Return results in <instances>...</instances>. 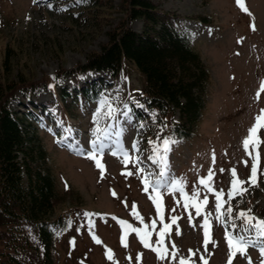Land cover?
<instances>
[{"label": "rangeland", "instance_id": "obj_1", "mask_svg": "<svg viewBox=\"0 0 264 264\" xmlns=\"http://www.w3.org/2000/svg\"><path fill=\"white\" fill-rule=\"evenodd\" d=\"M74 1L0 0L2 82L14 85L19 79H24L46 83L45 88L33 93L40 103L51 100L53 92L56 94L59 90L62 91L63 86L72 89L95 77V73L90 72L73 80L70 75L64 73L86 64L89 56L99 53L102 45L109 41L108 33L119 26L125 14L114 12L111 17L101 21L99 26L83 27L82 18L74 25L70 11H79L73 5ZM124 1L113 2L118 6ZM153 1L160 5L162 11L182 18L178 23V30L182 34L192 35L193 47L210 72L206 110L197 135L184 146H171L168 155L170 169L167 175L161 178V183L167 187L176 180H183L185 191L189 195L195 187L200 191L201 200L207 196L209 203L204 211L212 213L210 236L215 244L209 242L205 251L203 215L197 216L193 207L185 209L179 192L162 191V196H165L164 223H171L172 216L179 218L178 227L173 225L171 236L165 239L169 252H178L177 260H160L155 252L143 246L135 233L129 234L128 247H124L118 220H125L135 227L143 228L131 214L133 206L144 218L145 223L157 221L156 232L163 227L156 207L149 198L151 188L148 193L144 191L142 174L137 170L135 163L130 162L125 166L122 156L111 154L115 150L116 137L112 136V147L107 146L108 141H103L106 147L102 158L98 156L105 166L103 174L95 161L88 158L94 138L92 132L97 127L93 122L94 115L100 108V102L77 108L78 118L64 117L58 105L54 108L56 119L49 118L50 120L46 121L47 126L42 125L41 121L34 122V125L41 127L37 133L48 152V165L56 177L60 194L55 215L66 213L68 218V227L56 240L58 264H113L107 257V249L113 251L118 264H179L180 257H187L195 261V264H203L201 256L207 259L208 264H228L226 231H239L242 221L239 220L238 213L246 212L257 219H264V176L258 175L256 186L244 185L248 191L225 204V211L229 206L233 209L232 217H225V224L215 218V196L199 185L200 178L206 177L210 169L214 170V187L217 191L223 189L224 199L228 200L227 192L232 179L230 170L235 168L242 180H247L251 174V159L245 153L242 141L248 135V129L252 127L255 116L264 108V93H261L259 102L254 99L261 81H264V0H245L251 16L237 6L236 0ZM48 4L52 7H48ZM203 18L209 22H202ZM142 23L134 21L132 28L140 31L143 29ZM253 23L255 31L251 28ZM9 54V65L5 70L4 60ZM57 75L65 76L55 79ZM129 75L132 90L130 98L135 107L140 106L143 110L138 94L142 86L141 79L136 73ZM105 78L109 83L113 82L109 73L105 74ZM123 82L121 74L116 84L109 89V93L102 95V98L106 97L116 109ZM17 95L20 94L17 92ZM22 98V95L19 96V99ZM12 105L24 112L30 109L40 112L38 107L31 104L19 107V102L13 101ZM126 107L131 110L128 102H123L119 107L112 122L115 125L113 131L116 133L121 127L125 129L121 138L124 148L132 154L130 156L133 160L139 156L140 167H144L146 173H151L149 179L153 182L152 178H158L160 170L149 160L153 147L149 141H162L168 136L162 129L152 130L151 136H148L145 124H141L142 127L137 129L136 124L139 122L131 111L130 121L123 114ZM19 117L22 118V115ZM69 128L71 131H66ZM260 136L264 139V129L260 131ZM60 137L67 140L71 138V149L77 150L79 147L83 154L72 152L73 150L63 144L65 141L62 144L57 142ZM135 138L136 142L139 141L140 149L136 153L132 150ZM260 156V168L264 170V144L260 147ZM244 161H248L247 167ZM179 168L186 169L177 174ZM220 169L224 171L220 172ZM126 172H132L133 175H124ZM113 192L116 193L115 196ZM85 213L94 214L90 217L94 224L91 230L89 217L85 216ZM233 220L238 226L235 230L232 227ZM92 233L100 238L101 244L93 240ZM157 239L154 232L152 243ZM72 241L75 242L74 245ZM173 242L176 249L171 247ZM260 243L264 242H258L256 247L248 249L247 254L251 257L252 264H261ZM3 249L0 243V252ZM193 252L196 253L195 256H192ZM138 254H142L139 261ZM232 264H248V260L237 254Z\"/></svg>", "mask_w": 264, "mask_h": 264}, {"label": "trees", "instance_id": "obj_2", "mask_svg": "<svg viewBox=\"0 0 264 264\" xmlns=\"http://www.w3.org/2000/svg\"><path fill=\"white\" fill-rule=\"evenodd\" d=\"M113 1L73 2L79 9L70 11L74 25L82 20L83 27L99 26L114 12L125 16L99 53L66 74L110 72L117 78L120 72L136 73L148 114L138 117L148 126L147 135L162 129L169 138L190 142L206 110L211 80L192 35L179 33L176 25L182 18L162 11L153 0H125L118 6ZM134 21H142L143 29L134 30ZM10 56L4 60L5 70ZM42 86L32 80L19 79L14 85L0 80V264H58L56 240L68 227L66 213L55 215L60 194L32 114L12 105L17 92L27 97ZM79 89L85 99L95 101L109 84L99 77ZM65 110L70 113L72 106L65 104Z\"/></svg>", "mask_w": 264, "mask_h": 264}, {"label": "snow or ice", "instance_id": "obj_3", "mask_svg": "<svg viewBox=\"0 0 264 264\" xmlns=\"http://www.w3.org/2000/svg\"><path fill=\"white\" fill-rule=\"evenodd\" d=\"M83 0H77V3H81ZM237 6L244 11L246 14L251 16V12L247 8L245 4V0H236ZM48 7H52L51 4H48ZM66 11L67 9H62ZM253 31H255V24L251 25ZM261 93H264V81H261L260 88L256 92L254 99L259 102ZM142 107V105H141ZM106 109V111H105ZM118 109L112 107L111 103L105 97L102 101H100V108L94 115V123L97 127L93 130L92 135L93 139L91 141V152L88 153V158L93 159L96 163L97 168L101 170V173L105 171V166L101 162L102 154L106 147V144L103 141H108L107 146L112 147V136H113V128L114 124L108 125L103 129L99 126L101 113L104 115V119H112L115 120L116 115L118 113ZM130 109L125 108L124 115L130 121L131 116L129 115ZM142 127V125H141ZM264 129V108L259 110V113L254 118V123L251 128L248 129V135L243 139L242 146L244 148L245 153L251 159V174L247 180H242L239 178L237 171L235 168L230 170L231 181H230V189L227 192L228 200L224 199L225 192L223 189L217 191L214 187V170H209L208 175L206 177H202L199 180V185L203 186L207 193H212L215 196V212L216 219L221 222V224H225V217H232L233 209L232 207H227L226 211L224 210L225 204H227L230 200L234 199L237 196H243L245 192L248 191L247 187L244 185L256 186L258 181V175L264 176V170L260 168V147L264 144V139L260 136V131ZM66 131H71V129H66ZM125 129L121 127L118 132L115 133L116 139L114 141L115 150L112 151V155H120L123 157V162L125 166L128 163H135L137 166V170L142 174L143 183H144V191L146 193L149 192V188H151V193L149 194V198L152 200L153 204L156 207L157 214L159 216V221L163 225L162 229L156 232L157 221L152 220L150 224L144 222V218L139 214L138 211L135 210V206H133L132 216L135 220L139 221L140 224L143 225V228L135 227L132 224L128 223L125 220H118V223L122 229V243L124 247H128L127 237L131 233H135L137 238L143 244L145 248L150 249L151 251L157 254V257L160 260L171 259L172 261H176L178 258V252L172 251L169 252L168 246L165 244L166 237H170L172 234V226L177 225L178 217L172 216L171 223H164V206H163V198L161 194V189L165 188V185L160 181H156L155 183L151 182L149 177L151 175L150 172L146 173V169L144 167H140L141 160L139 156L133 160L130 156L129 152L124 148L122 143V136ZM59 142V141H58ZM178 141L172 138H166L162 141H149V144L153 145L152 147V155L149 156V160L160 168V175L166 176L168 170L170 169V164L168 160V155L171 152V146ZM132 150L134 152H139V141L132 144ZM79 154H83L80 152ZM101 157V158H98ZM215 157L213 154V161ZM245 167L248 166V161H244ZM220 172H223L224 169H220ZM124 175H133L132 172L123 173ZM171 193L179 192L184 201L185 209L189 207L195 208V213L197 216L203 215L204 223L202 225L204 229L205 243L204 248L207 251L208 243L211 242L215 244V241L211 240L210 229H211V220L212 216L211 212H205L204 209L207 207L209 200L207 196L204 199H200V191L197 188H193L192 194L189 195L185 191V184L183 180H176L172 184L167 186V189ZM115 196L116 193L113 192ZM179 204V201H177ZM175 211V208L172 209ZM94 214L85 213V216L89 217L88 224L90 230L94 227V224L90 217ZM238 218L242 221V225L239 226V231L227 232L226 231V240L229 247V260L228 264H232L233 259L237 256V254L244 256L248 260V264H252L251 257L248 256L247 252L250 247H256L258 242H264V219H257L252 216L250 213L240 212L238 213ZM116 219V218H114ZM189 219L191 220V213H189ZM178 227V225H177ZM232 227L235 230L238 226L233 220ZM155 232L158 239L155 243H152V235ZM255 233L253 236L252 233ZM179 231H177V235H179ZM92 238L97 244H101L102 241L99 237H97L94 233H92ZM74 245V241H72ZM172 249H176V244L173 242L171 244ZM191 252V250H189ZM259 252L261 255V264H264V243H260ZM196 253H192V256H195ZM107 257L109 260L113 261V264H118V262L114 258V253L111 249H107ZM142 254L137 255V260H141ZM131 259V257H129ZM200 260L203 261V264H208L207 259L204 256L200 257ZM179 264H195V261L190 260L187 257H180Z\"/></svg>", "mask_w": 264, "mask_h": 264}]
</instances>
